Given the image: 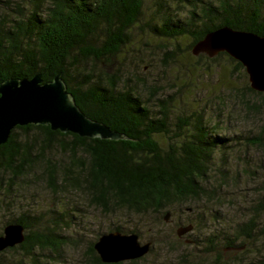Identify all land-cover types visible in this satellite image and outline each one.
Here are the masks:
<instances>
[{
	"label": "trees",
	"instance_id": "1",
	"mask_svg": "<svg viewBox=\"0 0 264 264\" xmlns=\"http://www.w3.org/2000/svg\"><path fill=\"white\" fill-rule=\"evenodd\" d=\"M2 3L0 84L40 73L44 82H50L61 73L67 91L85 115L122 138L81 137L33 124L12 131L0 146V236L7 226L21 224L25 239L0 251V264L64 262L70 221L55 216L41 225L34 213L17 215L19 198L27 191L35 198L41 191L79 193L86 196L88 205L111 218L165 214L166 220L172 206L206 199L223 206L230 194L224 193L226 189L244 180L255 182L259 170L252 166L250 151L264 157V130L227 137L226 130L206 116L207 105L202 110L175 108L174 98H158L157 87L128 74L125 67L141 51L143 34L160 38L170 44L160 56L168 69L172 64L184 65L182 59L193 60L188 65L191 76L216 78L218 91L240 102L249 115H262L264 93L251 88L241 63L226 53L215 58L194 56L192 48L207 33L224 26L264 37V0ZM114 63L117 69L112 68ZM237 72L244 80L240 88L235 82ZM221 104L214 108L220 116ZM261 191L260 201L246 208L238 222L226 220L233 226L230 233L208 237L203 255L213 257L214 264H264V182ZM113 231L126 233L113 223L100 236ZM99 237L87 246L84 264H124L102 261L94 248ZM221 240L227 248L244 247L240 253L244 256L227 260L219 247Z\"/></svg>",
	"mask_w": 264,
	"mask_h": 264
},
{
	"label": "rangeland",
	"instance_id": "2",
	"mask_svg": "<svg viewBox=\"0 0 264 264\" xmlns=\"http://www.w3.org/2000/svg\"><path fill=\"white\" fill-rule=\"evenodd\" d=\"M2 1L6 2V0H0V15L3 13L1 10ZM137 33L140 32L137 31ZM140 41H143L141 51L137 52L136 56L127 63L125 69L128 74L137 75L145 80L150 87L152 85L157 87L156 90L160 91L157 94L158 98L172 97L175 108H182V110L195 108L202 110L207 105L206 116L212 123L222 126L226 130L224 133L227 137L251 136L264 130V112L262 115L260 113L255 116L252 112L249 115L248 109L241 106L240 102L237 103L236 99L231 100L229 96H225L224 90L218 91L215 87L216 78H209L208 75L191 76V67L188 65L189 61L193 62V60L182 59L184 65L174 63L175 65L172 64V67L169 66L170 69H168L160 56L163 55L162 49L166 50L170 44L166 41L162 42L160 38H148L145 34H143V38H140ZM135 60H138V63ZM112 68L117 69V63H114ZM199 74L202 75V73ZM235 75V82L240 88L244 84L243 75L239 72ZM146 96L148 98V94ZM219 101L222 102L221 105H224L221 116L214 109ZM152 105L157 108L155 101ZM160 141L165 143L162 138ZM239 146L236 147L237 150ZM250 152L253 159L252 166L259 170L255 175L257 183L254 182V179L252 181L254 183L250 184L245 180L238 185L234 183L232 189L224 191V193L230 194L225 196L227 201L223 206L217 205L216 200L206 199L199 203L172 206L168 220H164L165 214L161 217L153 215L144 218H129L116 215L111 218L88 205L86 196L79 193L55 195L49 191H41L35 198L36 194L27 191L20 196L18 209L15 212L17 215L27 212L34 213L40 218L41 225L45 222L50 223L55 216L64 221H70V227L65 230V233L70 235L68 237L69 246L64 251L63 264H84L83 256L86 254L87 246L100 236L101 231L112 227L113 223L121 226L126 230V233L135 231L139 235L141 244H150V251L141 257V260L136 263L129 260L124 264H214L213 257L203 255L208 237L215 233L222 237L228 232L230 233L233 226H230L226 220L238 222L240 216L247 212L246 208L254 202L260 201L262 196L264 157L256 150ZM237 197L239 200H236ZM198 220H201L202 223L196 225ZM191 222L196 223V227L192 225L193 229L182 236L183 238L178 239L176 230L180 227L190 226ZM236 246L227 248L223 240L219 243L227 260H235L241 255V257L244 256L240 254L244 247Z\"/></svg>",
	"mask_w": 264,
	"mask_h": 264
},
{
	"label": "water",
	"instance_id": "3",
	"mask_svg": "<svg viewBox=\"0 0 264 264\" xmlns=\"http://www.w3.org/2000/svg\"><path fill=\"white\" fill-rule=\"evenodd\" d=\"M194 56L204 54L215 58L221 53L242 64L250 86L264 93V37L256 33L236 30L229 26L207 33L192 48ZM48 125L54 131L70 132L81 137L114 139L122 136L102 123L85 115L67 91L59 73L52 81L44 82L42 74L32 79H9L0 84V146L5 144L17 126ZM170 215L166 216V220ZM193 229H177L179 237ZM25 228L11 224L0 236V251L21 244ZM105 263L135 260L150 251V244L143 245L137 233L121 231L101 235L94 246Z\"/></svg>",
	"mask_w": 264,
	"mask_h": 264
}]
</instances>
